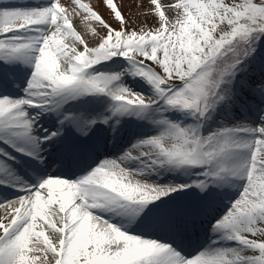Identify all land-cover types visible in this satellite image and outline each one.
<instances>
[{
	"label": "snow or ice",
	"instance_id": "6c2138e0",
	"mask_svg": "<svg viewBox=\"0 0 264 264\" xmlns=\"http://www.w3.org/2000/svg\"><path fill=\"white\" fill-rule=\"evenodd\" d=\"M149 4L0 0V264H264V0Z\"/></svg>",
	"mask_w": 264,
	"mask_h": 264
},
{
	"label": "rangeland",
	"instance_id": "374dc122",
	"mask_svg": "<svg viewBox=\"0 0 264 264\" xmlns=\"http://www.w3.org/2000/svg\"><path fill=\"white\" fill-rule=\"evenodd\" d=\"M135 2H136L135 5L131 4L132 5L131 7L127 8L123 11H124L126 16H129L130 14L136 16V20L131 26L139 28V26H141V24H143L144 20H145V17L141 14L146 12V11H150V4H149V0H136ZM161 2L166 4L168 2V0H161ZM137 4H142L143 6L140 8H137L136 7ZM168 14L170 16H174V13L169 12ZM147 24L150 26H154L155 21L151 18V16H149L147 18ZM79 30L83 34V31H84L83 28L81 27ZM89 39H90V37H89Z\"/></svg>",
	"mask_w": 264,
	"mask_h": 264
},
{
	"label": "bare ground",
	"instance_id": "6f19581e",
	"mask_svg": "<svg viewBox=\"0 0 264 264\" xmlns=\"http://www.w3.org/2000/svg\"><path fill=\"white\" fill-rule=\"evenodd\" d=\"M135 1H136V0H123V2L126 4V6L124 7L123 10H125V9H127V8H129V7H131V6H132L131 4L135 5V4H136ZM85 2H91L93 5H95V4L97 3V0H85ZM101 11L104 12V9L101 8ZM105 16H107L106 13H105ZM113 26H114V27L116 26L115 23H113Z\"/></svg>",
	"mask_w": 264,
	"mask_h": 264
}]
</instances>
